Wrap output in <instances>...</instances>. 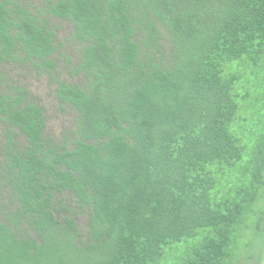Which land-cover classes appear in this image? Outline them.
I'll list each match as a JSON object with an SVG mask.
<instances>
[{
    "label": "trees",
    "instance_id": "1",
    "mask_svg": "<svg viewBox=\"0 0 264 264\" xmlns=\"http://www.w3.org/2000/svg\"><path fill=\"white\" fill-rule=\"evenodd\" d=\"M263 199L264 0H0V264H225Z\"/></svg>",
    "mask_w": 264,
    "mask_h": 264
},
{
    "label": "rangeland",
    "instance_id": "2",
    "mask_svg": "<svg viewBox=\"0 0 264 264\" xmlns=\"http://www.w3.org/2000/svg\"><path fill=\"white\" fill-rule=\"evenodd\" d=\"M41 2L43 0H33ZM62 29L61 37L67 40L72 34L73 26L66 21L59 22ZM71 45L74 46L72 41ZM73 55V47L69 49ZM33 94H35L46 107L47 134L59 140L64 132L74 124L76 112L72 109L63 110L57 99L56 86L52 85L47 77L42 78L37 74L16 72ZM78 79V78H76ZM186 242L174 244V249L169 260L176 262L184 252ZM181 246V247H180ZM264 261V199L255 207L253 212L245 215L244 222L233 236V254L225 264H263Z\"/></svg>",
    "mask_w": 264,
    "mask_h": 264
},
{
    "label": "water",
    "instance_id": "3",
    "mask_svg": "<svg viewBox=\"0 0 264 264\" xmlns=\"http://www.w3.org/2000/svg\"><path fill=\"white\" fill-rule=\"evenodd\" d=\"M263 264H264V261H263Z\"/></svg>",
    "mask_w": 264,
    "mask_h": 264
}]
</instances>
